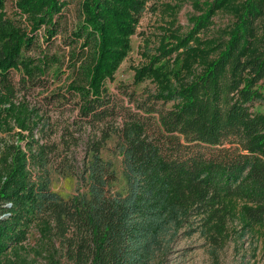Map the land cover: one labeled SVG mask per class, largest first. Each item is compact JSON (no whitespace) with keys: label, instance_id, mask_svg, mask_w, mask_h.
I'll return each mask as SVG.
<instances>
[{"label":"trees","instance_id":"trees-1","mask_svg":"<svg viewBox=\"0 0 264 264\" xmlns=\"http://www.w3.org/2000/svg\"><path fill=\"white\" fill-rule=\"evenodd\" d=\"M21 1L42 22L64 6L63 0ZM82 1V20L71 34L99 49L86 73L91 89L71 84L69 95L45 99L65 104L79 95V127L95 131L105 123L102 139L116 134L124 184L115 188V164L91 136L80 165L65 169L85 190L65 198L52 189L55 158L63 150L69 161L81 137L64 125L61 150L51 139L52 118L42 125L40 107L16 99L12 72H20L23 88L45 86L38 72L44 75L48 62L25 57L23 48L33 42L0 15V134H6L0 137V261L24 248L34 228L49 264H165L188 229L205 236L212 264H221L235 214L230 200L246 201L243 235L264 225V0L195 2L201 13L190 30L160 41L138 74L139 82L153 76L157 83L144 97L124 86V97L104 92L102 82L129 50L147 0ZM220 12L229 23L216 25Z\"/></svg>","mask_w":264,"mask_h":264},{"label":"rangeland","instance_id":"rangeland-1","mask_svg":"<svg viewBox=\"0 0 264 264\" xmlns=\"http://www.w3.org/2000/svg\"><path fill=\"white\" fill-rule=\"evenodd\" d=\"M213 0H147L146 10L136 26V32L131 35L129 40V50L120 60L118 66L107 75L102 82V90L112 94L124 97L120 86L127 87L130 93L136 92L138 96L144 97L149 92L154 91L156 82L153 76L145 77L141 82L138 81V74L141 69L148 65L150 58L156 52L160 41L171 39L173 36L184 35L192 25L191 18L201 13L194 6L195 2L201 4ZM82 0H63V8L59 13L53 16L52 21L42 22L32 15L23 11L21 0H2L0 4V15L2 20H9L15 26L19 27L25 33L24 39L32 41L33 44L23 49V55L36 60L48 62L43 69L45 74L39 76L45 82V86L34 87L31 83L30 88H23L21 83V74L19 71H13L11 74L12 84L16 87L17 100H27L31 106L40 107L42 111V125L51 117L52 133L51 139L60 145V135L62 127L70 124L76 137L82 144L75 148V155L69 153L68 160H62V155L55 158L52 167V189L60 193L65 198H69L78 192L85 190L84 183L79 178L65 169L71 165L79 166L81 159L85 154V142L91 136L102 144L101 155L104 159H111L118 173L119 181L115 184L116 189H121L124 184L123 161L122 156L116 149V134L110 138L102 139V123L100 127L93 131L88 125L79 127L77 119L79 116V107L77 103L80 100L79 95L72 96L69 103L64 104V99L48 105L45 97L52 92L66 93L69 95L68 88L71 84L77 86H89V78L86 73L97 63L99 58V49L96 42L84 46L85 37L75 40L72 30L81 22ZM231 17L220 12L214 19L216 25H225L229 23ZM54 35V36H52ZM52 36V38H51ZM182 51V49H180ZM179 51V52H180ZM177 53H173L172 59ZM139 82V83H137ZM3 88L0 86V91ZM4 91V90H3ZM122 123L119 121L117 125ZM40 125V129L42 127ZM36 130L37 136L42 138L41 130ZM50 131V130H49ZM6 134H0L5 137ZM43 141L46 138L42 139ZM74 154V153H73ZM76 158V159H75ZM63 161V162H62ZM246 201L240 198L230 200L234 216L228 223L229 237L225 240L220 253L221 264H240L243 259L246 264H264V225H257L252 232L243 235L244 223L242 221V207ZM39 234L33 228L29 233L28 239L23 242L24 248L17 253H9L1 259L0 264H49L47 256L40 255ZM208 241L200 231L189 235L188 229H183L173 244V250L165 264H212L208 255Z\"/></svg>","mask_w":264,"mask_h":264}]
</instances>
